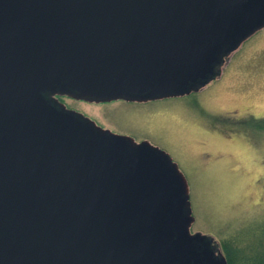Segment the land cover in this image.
Instances as JSON below:
<instances>
[{"label": "water", "instance_id": "water-1", "mask_svg": "<svg viewBox=\"0 0 264 264\" xmlns=\"http://www.w3.org/2000/svg\"><path fill=\"white\" fill-rule=\"evenodd\" d=\"M264 0H0V264H229L167 151L56 97L189 95Z\"/></svg>", "mask_w": 264, "mask_h": 264}, {"label": "rangeland", "instance_id": "rangeland-1", "mask_svg": "<svg viewBox=\"0 0 264 264\" xmlns=\"http://www.w3.org/2000/svg\"><path fill=\"white\" fill-rule=\"evenodd\" d=\"M256 32L228 55L219 84L183 99L63 97L101 125L167 151L189 183L191 231L212 236L224 254L231 241L237 264H260L264 255V30Z\"/></svg>", "mask_w": 264, "mask_h": 264}, {"label": "flooded vegetation", "instance_id": "flooded-vegetation-1", "mask_svg": "<svg viewBox=\"0 0 264 264\" xmlns=\"http://www.w3.org/2000/svg\"><path fill=\"white\" fill-rule=\"evenodd\" d=\"M260 30H264V27L262 28V29H259V31ZM258 31V30H257ZM257 33V32H256ZM255 33V34H256ZM226 62V61H225ZM228 63V62H227ZM229 65H231L230 63H228V64H226L225 66H224V64H223V66H222V68H221V72L219 73V75H217L216 76V78L213 80L215 83H213L214 85L215 84H219V82H221L222 80H223V78H224V76H225V72H226V69H228V67L227 66H229ZM217 81V82H216ZM212 83V82H211ZM210 84V83H209ZM208 84V85H209ZM208 85L206 86V87H208ZM205 87V88H206ZM204 88V89H205ZM58 99H59V101L61 102V103H63L68 109H72V110H76V111H79V110H77V109H75V108H73V107H70V106H68V105H66V103L64 102V100H63V97H69V96H59V95H57L56 96ZM186 97V95H184V96H179V97H176V98H180V99H183V98H185ZM69 98H72V97H69ZM73 99H75V98H73ZM167 99H172V98H167ZM118 100H123V99H118ZM80 101H84V100H80ZM123 101H126V100H123ZM153 101H161L160 99H158V100H150V101H147V102H138V101H127V102H133V103H140V104H145V103H149V102H153ZM103 103H107V102H103ZM198 104V103H197ZM81 112V111H80ZM83 113V112H82ZM83 114H85V113H83ZM86 115V114H85ZM86 116H88V115H86ZM93 119V118H92ZM95 120V119H94ZM96 121V120H95ZM97 122V121H96ZM99 125H101L99 122H97ZM102 127H104V128H107V127H105V126H103V125H101ZM107 129H110V130H112L113 132H115V133H119V134H125V135H130V136H132L131 134H129L128 132L126 133V132H123V131H117V130H114V129H111V128H107ZM135 138V137H134ZM136 140H137V138H135ZM139 139V138H138ZM147 138H142V139H140V140H137V141H143V140H146ZM153 144V143H152ZM154 145H156V144H154ZM158 146V145H157ZM160 147V146H159ZM161 148V147H160Z\"/></svg>", "mask_w": 264, "mask_h": 264}, {"label": "trees", "instance_id": "trees-1", "mask_svg": "<svg viewBox=\"0 0 264 264\" xmlns=\"http://www.w3.org/2000/svg\"><path fill=\"white\" fill-rule=\"evenodd\" d=\"M225 249L227 251V254L225 253V255L228 258L229 264H237L239 261V252L237 253L238 249L235 247V249H233V247H231V241L230 244L226 243V245L224 244ZM236 260V261H235ZM236 262V263H234ZM260 264H264V255L262 256V260L260 262Z\"/></svg>", "mask_w": 264, "mask_h": 264}]
</instances>
